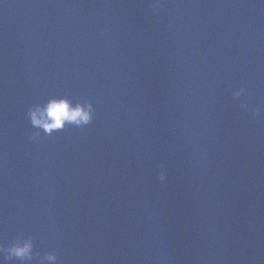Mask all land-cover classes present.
<instances>
[{
    "label": "water",
    "instance_id": "1",
    "mask_svg": "<svg viewBox=\"0 0 264 264\" xmlns=\"http://www.w3.org/2000/svg\"><path fill=\"white\" fill-rule=\"evenodd\" d=\"M152 3L0 0V244L31 237L24 264H264V0ZM53 97L92 123L34 127Z\"/></svg>",
    "mask_w": 264,
    "mask_h": 264
},
{
    "label": "clouds",
    "instance_id": "2",
    "mask_svg": "<svg viewBox=\"0 0 264 264\" xmlns=\"http://www.w3.org/2000/svg\"><path fill=\"white\" fill-rule=\"evenodd\" d=\"M162 6L161 0H153L151 7L154 11ZM245 89L240 88L234 91V97L244 95ZM257 110V114H258ZM95 114L93 103L85 100L84 102L72 103L67 97L51 98L44 105H34L28 109L27 115L30 123L43 130L47 135L53 132L63 130L67 125L83 128L92 123ZM39 133L34 134L30 139H36ZM162 167V166H161ZM160 180H164L163 173L159 176ZM34 244L31 237L27 239H18L17 242L5 247L0 244V264L13 259L24 262L32 261L34 258ZM44 260L49 264H55L57 256L55 252H49L44 256ZM42 264V262H41Z\"/></svg>",
    "mask_w": 264,
    "mask_h": 264
}]
</instances>
